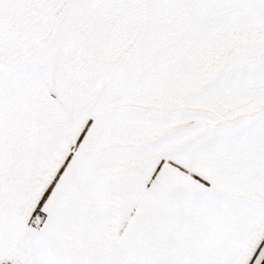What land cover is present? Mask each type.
Masks as SVG:
<instances>
[{"label":"snow or ice","instance_id":"1","mask_svg":"<svg viewBox=\"0 0 264 264\" xmlns=\"http://www.w3.org/2000/svg\"><path fill=\"white\" fill-rule=\"evenodd\" d=\"M0 264H264V0H0Z\"/></svg>","mask_w":264,"mask_h":264}]
</instances>
